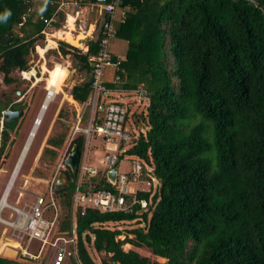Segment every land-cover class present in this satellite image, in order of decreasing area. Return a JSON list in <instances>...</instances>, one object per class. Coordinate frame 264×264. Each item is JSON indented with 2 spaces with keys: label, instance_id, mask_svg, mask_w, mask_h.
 <instances>
[{
  "label": "trees",
  "instance_id": "obj_1",
  "mask_svg": "<svg viewBox=\"0 0 264 264\" xmlns=\"http://www.w3.org/2000/svg\"><path fill=\"white\" fill-rule=\"evenodd\" d=\"M139 1L114 23L115 36L127 42V49L116 69L118 79L103 84L146 91L145 109L136 119L144 123L145 131L131 133L130 144L114 167L123 154L130 155L141 164L139 180L151 182L154 177L157 183L153 191L150 187L125 194L126 210L87 207L82 213L76 207L78 262L96 264L87 251V244H92L106 256L100 264H264V0ZM59 2L0 0V14L12 13L6 22L0 21V73L5 85L18 83L12 73L28 63L46 26H59L63 18ZM102 35L99 28L85 52L57 41L59 53L73 54L88 73L71 88L79 103L92 93L88 58L99 50ZM11 37L13 42L5 46ZM29 101L24 95L23 106L10 103L23 114L11 122L4 117L0 168ZM98 112L94 111V122L99 121ZM57 117L66 125L62 110ZM64 140V133L49 137L42 156L54 158ZM84 143L83 133L70 140L81 153ZM100 172L90 178L97 179ZM64 173L68 186L56 196L62 208L60 229L67 230L72 226L77 173L69 167ZM98 181L92 191L117 193L105 176ZM141 200L146 201V210ZM138 218L144 226L130 229L123 239L117 238L120 229L103 225ZM124 243L146 246L165 261L150 260L132 248L124 250ZM0 264L22 263L0 255Z\"/></svg>",
  "mask_w": 264,
  "mask_h": 264
},
{
  "label": "rangeland",
  "instance_id": "obj_2",
  "mask_svg": "<svg viewBox=\"0 0 264 264\" xmlns=\"http://www.w3.org/2000/svg\"><path fill=\"white\" fill-rule=\"evenodd\" d=\"M121 10L122 8L117 7V12ZM97 29H99V23L97 24ZM46 30L49 31L47 27ZM42 43V40H39L36 43L34 47L35 49L28 56L29 66L26 70H24H31V66H33L36 71L41 69L42 76L40 75V77H38L39 81L37 83L36 79L32 81L33 77L29 79L26 72L23 75L27 78L22 76L21 70L23 69H21L15 73L18 83L5 85L2 81V74L0 73V128H2L4 121L2 109L8 108L10 103H17L19 106H23L24 104V102L20 103L24 96H22V94H18V90H21L24 95H27L30 99L27 104V114L22 120L18 134L15 135L14 143L9 149L6 162L0 168V198L14 170L21 150L30 134L34 119L39 114L41 104L47 94V91L51 86H53L54 89V94L48 102L47 107L41 116V120L34 131V135L30 141L23 161L21 162L18 172L9 189V193L7 195L8 197H6L7 203L19 207L24 212L18 216L15 212H13V210L7 207L0 210V216L3 219L8 221L16 220L18 222V229L13 228V226L6 223L0 222V254H2V251L7 247L15 249L17 251L13 259L15 261L19 259L18 257H21L19 247H27L28 251L36 252V244L34 242L28 243L26 238L23 236L22 230L19 228L21 227L19 224H22L23 219L27 215L26 212L29 210L30 203H32L37 195L48 196L50 184H55L59 173L68 167L65 165L64 159L69 149L72 147V145H70V140L79 133L84 134L83 131L88 126L89 120L93 117L94 111L99 109L98 114L101 113L109 100L108 96H103L101 93L100 97L97 99L90 96L85 103L72 101L67 90L68 84L74 79L80 80L81 78V81L87 79V71L83 69V64L77 61L73 54L64 56L58 54V52L53 49H47L45 52L39 53L38 51L40 50L37 49V46H42ZM75 43H78V40L77 42L75 41ZM112 44H114V48H118V46L123 47L124 49L122 53L126 50V43L124 40L118 39L116 36L110 37L108 43L109 50H111ZM76 47L83 51L81 45H77ZM67 59H69V61H66ZM43 66H45L48 71H44ZM112 68L113 66H107L104 69L103 79L106 77V74H110ZM66 75H69L70 78L68 82L61 85ZM45 83H47V85ZM117 97L120 98L122 102H127L124 104L128 108L126 119L127 130L130 133H137L139 130L145 131L144 123L136 122L141 110L145 109V97L140 96L135 90H132L125 96L117 95ZM59 110H62L63 116L67 120L66 125H64L63 121L59 120L57 117ZM79 118L80 120L78 122ZM60 133L65 134V140L63 145L55 150L56 156L54 158L43 157L42 151L46 140L49 137ZM85 135L86 134H84V137ZM10 137H14L12 132L10 133ZM128 146L129 143H125L122 145V150L127 149ZM115 150V143L105 141L99 134L92 133L88 143H84L80 163L82 162L87 164V162L90 161L93 166H96L101 163V159H103L106 151L114 152ZM134 161L135 159L132 156L123 154V158L120 159L117 170L120 173H125L127 175L131 174ZM131 180L132 181L125 184L129 191H135L136 189H149L150 187H152L153 191L157 183V180L154 177L151 178V182H143L139 179ZM146 208L147 205L142 206V210H146ZM103 225L111 229H120L121 233L117 235V238L123 239L130 229L140 226L143 227L144 223L141 218H138L134 220L107 222ZM131 236H133V234L130 233L129 237ZM129 248L135 249L141 255L149 257L150 260L159 262L165 261L164 258L153 255L146 246L137 247L129 243L123 244L124 250ZM87 251L96 264H100L101 260L106 257L103 252L96 251L92 244H87ZM24 258L28 259L27 257ZM49 260H51V256ZM35 262L36 264H40L39 260H36ZM43 262L44 260L42 263ZM21 263L32 264L28 262Z\"/></svg>",
  "mask_w": 264,
  "mask_h": 264
},
{
  "label": "built area",
  "instance_id": "obj_3",
  "mask_svg": "<svg viewBox=\"0 0 264 264\" xmlns=\"http://www.w3.org/2000/svg\"><path fill=\"white\" fill-rule=\"evenodd\" d=\"M119 0H111L104 4H97L102 10L103 17L99 28L102 29V38L99 43V50L96 54L90 55L89 65L91 67L92 77V96L94 99L100 97L101 93L106 92L103 73L107 66H113V80H117L116 69L119 66L121 59H113V55L108 49L109 39L115 36L116 30L114 27L115 9L118 7ZM95 5V4H94ZM140 96H145L146 91L139 87L134 89ZM50 91H47L45 98L48 97ZM128 108L124 103L119 101H109L104 110L99 116V121L94 122V115L89 120L88 126L83 131L85 135V142L88 140L92 133L99 134L105 141L113 142L117 145L118 150L115 153H106L101 159V163L97 166L90 164L79 163L77 171V179L75 181V188L72 197V226L70 229H60V220L62 208L59 199L54 192V184H50L48 196L37 195L30 203L29 210L26 212V217L23 219L21 227H19L23 236L28 243L34 242L36 244V252L28 251L27 247H19L20 256L17 262H28L36 264V260L40 264H79L77 258V236L75 231L74 213L76 207L80 206L82 213L85 208L92 207L101 211L111 210H126L129 205L125 200L124 195L129 194V189L126 187L131 179H139L141 164L135 159L131 171V178L125 173H120L117 168V174L114 183H111L107 178V170L110 166H114L120 152L124 151L121 146L131 141V133L126 128V119ZM80 118L78 119L79 122ZM97 179H91L99 174ZM105 176L106 179L117 188V193L111 190L99 189L92 191L93 184ZM99 180V181H100ZM98 181V182H99ZM86 183V188L83 189L82 185ZM1 199V198H0ZM135 202L132 200L131 204ZM141 206H146V201H140ZM7 207L18 216L23 214L19 207L11 205L5 201V204L0 205V210ZM0 222L6 223L13 228L18 229V222L8 221L0 216ZM51 256V260L50 259ZM27 257L28 259H25ZM44 262L42 263V261ZM49 261V262H48ZM23 264V263H22Z\"/></svg>",
  "mask_w": 264,
  "mask_h": 264
},
{
  "label": "crops",
  "instance_id": "obj_4",
  "mask_svg": "<svg viewBox=\"0 0 264 264\" xmlns=\"http://www.w3.org/2000/svg\"><path fill=\"white\" fill-rule=\"evenodd\" d=\"M104 3H107L106 0H100V1L60 0L59 5H58V10L61 11L63 18H62V20H58L59 26H52L50 24L46 26L49 31H47L45 28L46 31L44 30V38L41 39L43 42L42 46H37V49L40 50L38 52L43 53L47 49H53V50H56L58 52V54H60L59 51L57 50V41H59V40L65 41V42H67V43H69L75 47L77 45H81L83 52H85L88 48V45H87L88 40H90L96 36L97 31H98L97 24L101 23V19L103 17L102 10L98 7L97 4H104ZM124 7H119V8H122V10L118 11V12H117V8L115 9V15H114L115 25H116V23H118L119 21L122 20L124 12L127 10L126 8L129 6H124ZM66 33L68 34V39L66 38ZM78 36H80V37H78ZM76 37H78V38H76ZM118 39H120V38H118ZM72 40H76V41L78 40V43H73ZM124 42L126 43V49H127V42L125 40H124ZM123 49L124 48L121 46L120 47L118 46V48H114V44H112V48L109 51L113 56H116L117 58H120V59H124L126 50H124V52L122 53ZM66 61H69V59H67ZM31 67H32V69L28 70V71L21 70V75L25 76L23 74H25V72H26L28 74L27 77H29V79H31L33 77L32 81L34 79H36V83H37L39 81L38 77H40V75L42 76L41 69H38L36 71L33 66H31ZM43 67H44V71H48V69L45 66H43ZM18 70L19 69L15 70V72L12 73V75L15 78L17 77L15 75V73H17ZM44 71H42V72H44ZM113 71H114V68H112L110 74H108V75L106 74V77L104 78V83H111L113 81V76H114ZM37 73H39V75H37ZM67 73H68V71H67ZM27 77L25 76V78H27ZM69 78H70L69 75H66V77L64 78L61 85H64V83L68 82ZM83 81L84 80L81 81V78H80V80L74 79L72 82H70L68 84L67 90H68V93L70 95V99L72 101H76L72 98V95L70 93L72 86L76 85V84H81ZM45 84L47 85V83H45ZM131 91L132 90L123 89V88L119 87L117 84V86H115L114 88H107L106 92H104L102 94H103V96L106 95L109 97L108 102L112 101V100L122 102L120 100V98L117 97V95L118 96H125ZM17 92H18V94H22V96H24V93L21 90H18ZM113 93H115V94H113ZM122 103L126 104L127 102H122ZM32 128L33 129L35 128V130H36L37 125L33 126ZM32 128H31V130H33ZM115 147H116V150L114 152L106 151L105 154L117 152L118 147L116 144H115ZM83 161H84V158H83ZM119 163H120V161H119ZM87 164L92 165V162L89 161V162H87Z\"/></svg>",
  "mask_w": 264,
  "mask_h": 264
},
{
  "label": "water",
  "instance_id": "obj_5",
  "mask_svg": "<svg viewBox=\"0 0 264 264\" xmlns=\"http://www.w3.org/2000/svg\"><path fill=\"white\" fill-rule=\"evenodd\" d=\"M93 1H100V0H93ZM139 0H119L118 1V6L119 7H124V6H137L139 4ZM27 35H25L26 37ZM14 38L11 37L9 38L4 45H9L13 42ZM29 66V63H26L23 67V70H26ZM3 116L5 117L7 122H11L14 118L20 117L23 114L22 109H13L11 107H8L3 110ZM81 159V152L78 149L76 144H73L72 147L69 149L65 159L64 163L66 166L69 167L71 170L72 174H76L78 171L79 163ZM117 170L114 166H110L107 170V178L111 183H114L115 178H116ZM68 186L67 182V177L64 171L60 172L58 175V178L54 184V192L57 194L59 191L66 189ZM17 251L12 248H5L2 251V254H0L3 257H7L10 259H14ZM113 264H120L117 261H113Z\"/></svg>",
  "mask_w": 264,
  "mask_h": 264
},
{
  "label": "bare ground",
  "instance_id": "obj_6",
  "mask_svg": "<svg viewBox=\"0 0 264 264\" xmlns=\"http://www.w3.org/2000/svg\"><path fill=\"white\" fill-rule=\"evenodd\" d=\"M66 38L68 39V34H67V33H66ZM72 41H73V43H75L76 40H72ZM76 42H77V41H76ZM49 91H50V94L48 95L47 98H44V100H43V102H42V104H41L40 110H39V114H38V115L36 116V118L34 119L33 126L39 124V122H40V120H41V116H42V114H43V112H44L43 110L46 108L48 102L50 101V99L52 98V96H53V94H54L53 86H51V87L49 88ZM46 103H47V104H46ZM45 105H46V106H45ZM32 129H33V128H32ZM34 130H35V128H34L33 130H31V132H30V134H29V136H28V138H27V140H26V142H25V144H24V146H23V148H22V150H21V153H20V155H19V157H18V160H17V163H16V165H15V167H14V170H13V172H12V174H11V176H10L8 182H7L6 188L4 189V192H3L2 196H1V199H0V205L5 204L6 197H8L7 195H8V193H9V189H10V187H11L13 181H14V178H15L17 172H18V169H19V167H20V165H21V162L23 161V158H24L25 153H26V151H27V149H28V146H29V144H30V141H31V139H32V137H33V135H34V133H33ZM32 133H33V134H32Z\"/></svg>",
  "mask_w": 264,
  "mask_h": 264
},
{
  "label": "clouds",
  "instance_id": "obj_7",
  "mask_svg": "<svg viewBox=\"0 0 264 264\" xmlns=\"http://www.w3.org/2000/svg\"><path fill=\"white\" fill-rule=\"evenodd\" d=\"M45 3H47V0H45ZM41 11H43V9H41ZM11 15V10H5L4 13L0 14V21L6 22L11 17Z\"/></svg>",
  "mask_w": 264,
  "mask_h": 264
}]
</instances>
